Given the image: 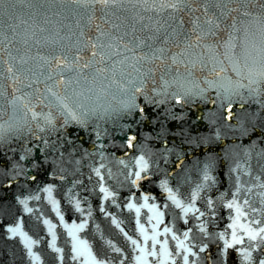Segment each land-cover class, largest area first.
<instances>
[{
  "label": "water",
  "instance_id": "95a60500",
  "mask_svg": "<svg viewBox=\"0 0 264 264\" xmlns=\"http://www.w3.org/2000/svg\"><path fill=\"white\" fill-rule=\"evenodd\" d=\"M261 229L264 0H0V264H261Z\"/></svg>",
  "mask_w": 264,
  "mask_h": 264
},
{
  "label": "snow or ice",
  "instance_id": "6c2138e0",
  "mask_svg": "<svg viewBox=\"0 0 264 264\" xmlns=\"http://www.w3.org/2000/svg\"><path fill=\"white\" fill-rule=\"evenodd\" d=\"M103 2H104V4H105V6H107L108 3L110 2V0H103ZM172 7H175V5H172ZM208 23L211 24L212 22H211V21H208ZM217 26H218V25H217ZM93 55H95V53H93ZM8 71L11 72L12 69L9 68ZM142 170H143V168H142ZM135 177H136L137 180H139V179H140V172H136V173H135ZM46 191H51V189H46ZM101 191H104L105 194H106V196H107V195H110V194L107 193L106 190L103 189V188H101ZM146 199H147V198H146ZM173 199H174V197H173ZM178 206H179V205H178ZM130 207H131V205H130ZM229 207H232V205H229ZM185 212H187V209H185ZM9 231H10V232H13V233L15 234V233L18 231V229L10 228ZM260 231H261V232H264V229H261ZM186 235H187V234H186ZM250 238H251V239H255L256 236L253 235V236H251ZM201 251H203V249H201ZM261 264H264V261H261Z\"/></svg>",
  "mask_w": 264,
  "mask_h": 264
}]
</instances>
